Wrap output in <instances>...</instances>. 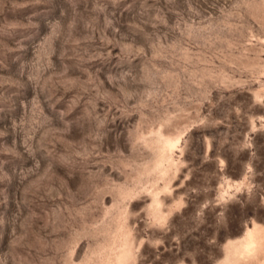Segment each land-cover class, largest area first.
<instances>
[{
  "label": "rangeland",
  "instance_id": "rangeland-1",
  "mask_svg": "<svg viewBox=\"0 0 264 264\" xmlns=\"http://www.w3.org/2000/svg\"><path fill=\"white\" fill-rule=\"evenodd\" d=\"M0 264H264V0H0Z\"/></svg>",
  "mask_w": 264,
  "mask_h": 264
}]
</instances>
